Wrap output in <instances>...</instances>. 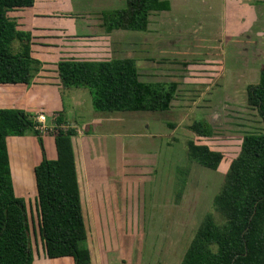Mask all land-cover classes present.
I'll list each match as a JSON object with an SVG mask.
<instances>
[{
	"label": "rangeland",
	"instance_id": "obj_1",
	"mask_svg": "<svg viewBox=\"0 0 264 264\" xmlns=\"http://www.w3.org/2000/svg\"><path fill=\"white\" fill-rule=\"evenodd\" d=\"M259 1L261 0H256V2ZM121 4L122 0H84L83 8L79 9L98 12L101 8ZM189 15L190 18H194L191 19L194 23L198 21L206 23L209 18L208 14L203 13H189ZM87 18L95 19V16L90 15ZM216 21L218 20H214ZM90 22L92 21L89 20ZM183 26V21L178 23L163 21L159 24L158 32L161 39L158 40L163 46L153 43L149 47L142 45V33L139 35V32H132L133 30L130 31L132 33L120 32L118 52L113 54L118 57L133 55L155 58L161 54L165 57L160 60L163 66V79H174L180 84L177 97L168 110L114 111L110 114L118 117V126L113 123L107 132L100 130L98 133L90 124L81 127L82 120L75 118L83 130L94 131L91 140L102 152V156L97 159L102 164H108L115 171L108 180L110 183L106 186L110 187L111 182L113 185L105 191H111L116 186L114 182L117 183L118 179L122 180L121 187L127 191V196L123 198H115L113 192L110 197L98 199L97 205H89V207L96 206L99 210H104L106 214L100 211V215L95 216V220L90 219L87 214V220L84 222L85 231L88 230V242L92 247L97 248L98 259L104 251L106 261L110 262L111 259L112 264H180L205 214L211 213L217 222L222 220L213 209L212 202L223 183L229 163L238 154L242 136L246 133L264 131V123L260 115L256 109L248 105L246 99L247 85L258 81L259 72L264 67V37L260 38L256 32V36L252 37L251 41H255L257 47L263 45V51L259 49L253 55H248L246 53L252 52L253 43H250L246 51L248 45H245L246 49L240 45L247 40L244 35L232 38L226 36L221 44H218L220 37L216 36L213 40H209L214 51H211L212 56L209 55L210 57L206 59L203 54L188 52V46L191 44L189 41H194L191 35H183V39L181 38L178 43L174 41L182 35L180 30ZM205 29L202 32L207 33ZM89 30L96 31L95 28ZM60 34L62 37L67 35L65 30H62ZM261 34L264 36V29ZM78 36L74 38L85 37L83 34ZM93 36L88 34V37ZM51 40L52 42L57 40L56 43H60L62 47L42 48L40 54L47 57V62H52L54 57L68 56L65 43L63 45L61 39ZM167 41L172 42L166 44ZM91 45L95 43L89 46ZM220 45L222 50H225L224 53ZM14 46L18 48L17 43H14ZM198 50L195 48L191 51ZM83 57L96 58L97 56L88 53ZM245 57H254L253 62L250 61L253 66L251 65L252 68L246 76H239L235 70L244 66V63H249ZM136 59H138L137 64L141 62L139 58ZM76 92L85 94L86 98L89 96L88 89L84 87L67 89L63 94L67 111L70 109L72 94ZM89 106L93 111L91 105ZM197 120H206L211 125L210 136H198L190 129L189 126ZM44 123L45 120L42 124ZM44 130L47 134L53 135L52 129H41V131ZM150 136L153 138L151 137L148 147L145 141ZM74 140L78 139L75 137ZM74 140H72L73 143H76ZM189 140L207 144L212 149L221 151L223 159L220 165L216 169H209L188 161L186 147ZM37 143L42 151L38 140ZM47 144L51 146L48 142ZM76 144L77 149L78 144ZM43 148L45 151L44 144ZM148 149L151 160H149ZM45 155L47 157L46 153ZM17 156L18 153L12 154V168L16 164ZM20 156L25 159L22 155ZM147 161H150L149 171L152 172L145 171V168L149 166L146 165ZM128 170L130 172L127 176L132 178L133 183L129 182L131 180L126 179V176L122 178L123 172ZM148 175H150L149 178ZM29 178H26V185L29 186L26 190L28 193L23 198L27 199L25 201L32 246L38 251L43 243L38 232L39 218L35 201V185L29 183ZM181 178L185 180L183 186L180 183ZM12 181L17 187V181L14 179ZM131 189H133L132 194L129 193ZM84 242H86L85 239L81 245L85 246Z\"/></svg>",
	"mask_w": 264,
	"mask_h": 264
},
{
	"label": "trees",
	"instance_id": "obj_2",
	"mask_svg": "<svg viewBox=\"0 0 264 264\" xmlns=\"http://www.w3.org/2000/svg\"><path fill=\"white\" fill-rule=\"evenodd\" d=\"M33 4L34 0H0V84H29L41 69V62L30 54L31 34L19 30L16 20L7 14ZM169 8L168 0H124L120 7L100 10L97 18L108 33L144 31L152 11ZM56 72L62 88H87L93 109L101 112L165 111L177 89L174 81H141L131 57L61 58ZM246 99L264 123V67L258 81L247 85ZM35 117L24 109L0 108V264H31L33 260L28 211L24 199L15 194L6 146L7 136L28 133L36 136L42 148V159L33 174L38 232L45 255L71 256L75 264H87L90 256L81 245L85 226L72 146L76 131L54 129L57 156L49 159ZM189 127L198 136L212 134L206 120ZM186 148L188 161L209 169H216L223 159L221 151L207 144L189 140ZM180 183L185 184L184 178ZM212 205L222 220L217 222L211 213L205 214L180 264H264V131L242 136Z\"/></svg>",
	"mask_w": 264,
	"mask_h": 264
},
{
	"label": "crops",
	"instance_id": "obj_3",
	"mask_svg": "<svg viewBox=\"0 0 264 264\" xmlns=\"http://www.w3.org/2000/svg\"><path fill=\"white\" fill-rule=\"evenodd\" d=\"M83 1L84 0H34V4L31 7L17 8L7 13L10 18L16 20L17 28L19 30L26 31L31 34L32 41L30 45V54L32 57L41 62V69L35 74L33 80L29 84H0V108H20L34 114L43 113L45 115L44 127L47 128V130L48 128L53 131V128L66 129L69 127L76 131L75 135L72 136V140L76 137L78 140L74 141L78 145L72 141V146L78 174L82 216L85 222L87 220V214H89L90 219L93 220H95V216L100 215V211H102L103 214H106L104 210H99L96 206L94 208L89 207V205H97L99 203L98 199L103 197L107 198L108 196L110 197L113 192L114 196H116L115 198H123L124 196H127V191L123 190L121 187L122 180L120 179L117 180V183L114 182L116 186L111 190L112 192L105 191L113 185L111 182L110 187L106 186L110 183L108 180H110V177L114 175L115 171L108 164L100 163L97 158L102 156V152H100V148H97L98 146H96L91 140L94 134L93 130L97 133L100 130H104L101 132H107L109 126L113 123L118 126V117L110 114L111 112H108L109 114L107 115L104 113L106 111L95 112L94 110H90L89 105L92 107L90 94L86 98V95L80 92L72 94L73 97L70 104L71 110L69 109L67 111L64 105L63 94L69 88H62L59 84L56 72L57 61L61 58L100 59L118 57L113 54L118 52L120 32H139V35L142 33V45H148L149 47V45L153 43L157 46H161L162 42L158 40L161 39V35L158 30L159 24L163 21L167 23H178L183 21L184 26L180 30L182 35L177 37V39L175 38L174 41L178 43L183 35H191L194 37V41H189L191 43L187 49L189 53L203 54L206 59H208V57H210L209 55L212 53L211 51H214L209 44V40H213L214 37L218 36L221 39L218 44H221L223 42V38L226 36L227 38H232L244 35L247 40L242 43L240 42V45L244 48L245 45H248L247 49L245 48L247 51L250 43L252 42V52L248 51L246 54L253 55L255 51H258L259 49L263 51V45H261V47H257L255 44L256 42L253 40L251 41V38L255 37L257 33L260 38L263 39L264 37L261 36L264 29V2L262 0L259 2H256V0H168L170 6L168 10L152 11L150 13L146 30H133L130 32L131 30L117 29L108 33L99 26L97 14L102 9L122 6L124 0H122V4L119 6L114 5L101 8L98 12L79 9L83 8ZM189 13L208 14L209 18L206 23L204 21L194 23L191 22V19L194 18H190ZM90 15H94L95 19H88L89 17L87 18V16ZM89 20L92 22L89 23ZM214 20L218 21L214 22ZM152 25L155 26L152 27ZM90 28H95L96 31L93 32L92 30H89ZM204 29L207 30V33L202 32ZM62 30H65L67 33L65 37H62L60 34ZM214 30L217 31L215 32ZM151 33H154V38H152L153 35H151ZM78 34H83L85 37L80 36L79 39H75L74 37H79ZM88 34L94 36L88 37ZM51 39H61L63 41V45L65 43L64 46L66 47L68 56L54 57V59H52L53 61L51 60L52 62H47V57L40 54L42 53V48L59 49V47H62L60 43H56L57 40L52 42ZM168 42L172 41H167L165 43L168 44ZM92 43H95V45L89 46ZM195 48H198L199 50L191 51ZM220 49L222 50L221 45ZM224 51L225 50H222V53H224ZM88 53L95 54L97 57H83ZM120 57L134 58L139 73V79L141 81L177 82L174 79H163V66L160 61L163 56H161V54H159L156 58L153 56L138 57L133 55ZM136 58H139L141 62L137 64L138 59ZM245 58H247L249 63H244V66H240L235 70L239 76H246L252 68V63H250V61L253 62L254 57ZM237 70H239L240 73L237 72ZM161 77L162 79H160ZM171 77L174 78L173 76ZM179 85L180 84L177 82V89ZM177 89L175 96L170 103V107L173 100L177 97ZM75 118L80 121L82 120L81 127L82 125L90 124L92 125L93 130H83ZM59 119H61V123L58 122ZM39 131L42 133L47 158H56L57 153L54 136L47 134L45 130L41 131L39 129ZM84 135L90 136L84 138ZM151 137L152 136L145 141L148 147L153 138ZM47 142L51 146H49ZM75 144L78 146L77 149L75 148ZM6 146L10 161L12 179L16 180L18 183V186L15 187V182L12 181L14 191L17 196L23 198L28 193L26 190L29 187L28 184L26 185V178L30 177L29 183L32 185L34 183L35 185L34 174L33 178H31V175L33 173L34 166L42 159V152L40 151L36 137L33 134H25L14 137L7 136ZM147 151L149 152V160H151L149 149ZM14 153H18V156L16 158L15 166L12 168L13 166L11 165V160L12 154ZM153 154L154 159H156L155 153ZM20 155H22L25 159H23ZM149 163L150 161H147L146 165L149 166L145 168L146 172H152L149 171L151 168ZM154 166L155 161L153 163V168ZM129 172V170L128 172H123L124 174L122 178H125L126 176V179L131 180L129 182L133 183L132 178L129 175L127 176V173L129 174ZM149 177L150 175H148V178ZM131 183L130 186L133 187ZM16 190L18 191L16 192ZM132 191L133 189H131L129 193L132 194ZM23 199L24 201H27V199ZM26 201L25 204L27 203ZM108 213H110L109 210ZM84 239L86 240V242H84L85 246L88 247V251L91 252V254L89 253L90 261L87 264H112L111 259L110 262L106 261L107 258L104 251L101 252L100 259H98L97 248L92 247L90 242H88V230L87 232L85 231ZM84 239L82 241H84ZM32 251L33 260L31 264H75L71 256L55 258L46 257L43 245L38 251L32 246Z\"/></svg>",
	"mask_w": 264,
	"mask_h": 264
},
{
	"label": "built area",
	"instance_id": "obj_4",
	"mask_svg": "<svg viewBox=\"0 0 264 264\" xmlns=\"http://www.w3.org/2000/svg\"><path fill=\"white\" fill-rule=\"evenodd\" d=\"M35 120L38 122V125H36V128L37 129H44L45 127H44V125L42 124L43 122H44V120H45V116H44V114H38L36 117H35Z\"/></svg>",
	"mask_w": 264,
	"mask_h": 264
}]
</instances>
